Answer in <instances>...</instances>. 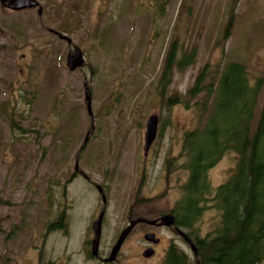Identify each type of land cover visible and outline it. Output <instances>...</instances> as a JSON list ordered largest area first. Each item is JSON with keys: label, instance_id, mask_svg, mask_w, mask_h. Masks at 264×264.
I'll return each instance as SVG.
<instances>
[{"label": "rangeland", "instance_id": "1", "mask_svg": "<svg viewBox=\"0 0 264 264\" xmlns=\"http://www.w3.org/2000/svg\"><path fill=\"white\" fill-rule=\"evenodd\" d=\"M76 1L80 8L75 40L84 48L87 63L76 71H69L66 62L43 68L36 63L31 72L40 70L39 79L26 87L30 116L6 122L0 113V264H98L87 242L91 222H86L99 193L89 191L92 187L83 176L66 179L74 172L75 152L86 137L79 168L94 188L100 184L110 190L99 254L109 255L126 219L171 210L188 177L187 169H175L183 133L203 123L207 113L195 105L169 101L168 96H186L207 62L212 72L224 69L231 59L246 64L253 81L263 78L255 117L264 101V0H238L227 39L224 26L233 0ZM177 37L184 50L195 48V55L186 64L175 63L162 96L165 57ZM4 72L11 70L0 58V76ZM86 94L92 99L91 114ZM152 112L159 114L160 123L145 155V123ZM172 156L179 158L168 165ZM236 162L234 152L223 155L209 169L212 185L224 181ZM46 188L55 192L69 188L70 199L81 191L85 200L73 196L68 212L78 224L74 232L71 225L68 235L61 231L46 235L52 219L42 201L54 203ZM219 219V211L210 207L197 225L204 233ZM146 229L162 237L148 259L140 254L147 243ZM41 238L43 254L32 246ZM172 242L193 256L190 244L173 226L137 224L110 263L162 264Z\"/></svg>", "mask_w": 264, "mask_h": 264}, {"label": "trees", "instance_id": "2", "mask_svg": "<svg viewBox=\"0 0 264 264\" xmlns=\"http://www.w3.org/2000/svg\"><path fill=\"white\" fill-rule=\"evenodd\" d=\"M237 1H232L225 37L233 28ZM194 55L195 48L184 50L176 38L163 79L176 62L186 64ZM261 86L260 79L251 81L243 63L232 60L214 72L207 63L190 88L187 104L193 100L202 102V109L208 103L211 108L203 123L184 134L181 154L188 156L183 162L188 179L173 211L177 226L194 237L196 252L192 259L172 243L164 264H264V101L254 123ZM169 99L180 95L172 93ZM228 151L236 153V166L227 180L212 188L208 169ZM210 207L219 211L220 219L202 233L197 222Z\"/></svg>", "mask_w": 264, "mask_h": 264}, {"label": "flooded vegetation", "instance_id": "3", "mask_svg": "<svg viewBox=\"0 0 264 264\" xmlns=\"http://www.w3.org/2000/svg\"><path fill=\"white\" fill-rule=\"evenodd\" d=\"M37 1L23 6L22 0H0V58L4 68L11 70L0 76V88L7 91L6 97L0 99L6 121L11 116H30L29 100L23 93L37 77L32 76L34 65L39 63L43 68L64 63L65 47L69 54L79 43L74 27L79 23L76 0ZM69 59L74 61L72 56ZM61 215L60 211L58 221H62ZM158 222L156 225L162 226Z\"/></svg>", "mask_w": 264, "mask_h": 264}, {"label": "water", "instance_id": "4", "mask_svg": "<svg viewBox=\"0 0 264 264\" xmlns=\"http://www.w3.org/2000/svg\"><path fill=\"white\" fill-rule=\"evenodd\" d=\"M22 1H23V5H32V4H36L37 3V0H22ZM77 51H78V53H76V54H80L79 49H77ZM82 62H83V58H81V60H79L77 62V64H81ZM73 66H75V65L72 64V67ZM157 123H158V116L154 115V114L150 115L149 118H148V122H147L146 148H148L150 146L152 140L156 136ZM101 219H102V214L94 222L95 236H94L93 242H92L93 243L92 247H93L94 254H97V252H98L96 245L99 242L100 234H101ZM141 219H143V218L139 217V218H136V219L132 220V222L127 227H125L123 229V231L119 235V238L117 239L115 245L112 248L111 255L109 256V259H113L116 256V254L119 251V249L121 247V244H122L124 238L126 237L127 233L131 230V228L134 226V224L137 221L141 220ZM161 219H162L163 223L168 224V225L175 223V215L173 213H167V214L163 215L161 217ZM145 220H147V219H145ZM147 221L153 223L155 220H147ZM145 236L148 239H152V240H155V241L159 240L158 238L154 237L155 236L154 233H146ZM187 238H188V241L190 242L191 246L194 247L193 241L189 237H187ZM152 252H153L152 248H147L144 251V254L149 255Z\"/></svg>", "mask_w": 264, "mask_h": 264}]
</instances>
